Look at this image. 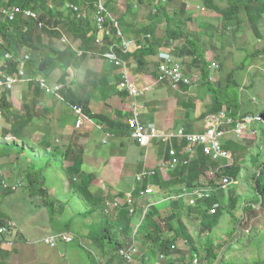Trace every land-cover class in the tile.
<instances>
[{"label": "rangeland", "instance_id": "rangeland-1", "mask_svg": "<svg viewBox=\"0 0 264 264\" xmlns=\"http://www.w3.org/2000/svg\"><path fill=\"white\" fill-rule=\"evenodd\" d=\"M2 1L7 2L8 0ZM64 1L48 0L53 16L49 17V20H47V17L45 19L50 22V26L56 24L61 27L64 24V28L67 26V19L71 16V13L68 12V8L66 9ZM91 1L97 2V0H80L83 3L79 4L82 11L88 15H90L88 5ZM104 1L107 3L106 6L112 15L119 20L126 35L134 36L137 44L141 35L147 38V35L151 34L153 37L162 39L166 34L168 35L170 27L177 28V24L181 26V36L171 38V43L165 47L170 52L173 51V55L185 65V71L189 78H192L196 72H200V80L186 85L191 87L190 89L184 90L182 87L177 90L178 93L192 90L194 96L196 94L206 100L207 107L214 106L209 112L216 113L221 108L215 107L216 100L212 87H216L218 82L226 83L228 76L231 74L232 79L238 83L236 90L241 103L246 104L244 109H257L256 111H259L258 115L263 114L264 21L261 23V27L259 24L261 36H257L247 20L236 31L233 30L234 27L225 30L222 27L221 15L215 11L205 9V0H162L161 2L167 8V12L174 16L172 24L168 23L163 12L158 11V0H144L142 3L140 0ZM215 1L222 6L229 5V0ZM128 3L133 5L132 11L128 9ZM37 11L42 13L41 9ZM59 12L63 13L62 17H60ZM45 16L49 15L45 14ZM262 19L264 20V17ZM66 34L68 35V33ZM45 38L46 43L50 41L48 37ZM190 39L195 40V47L193 48L195 52L202 51L200 45L203 46L204 62L215 61L219 64L217 73L210 77L211 80L203 78L202 67L194 66L192 63L193 56L185 54L186 41ZM163 50L169 52L167 49ZM25 54L30 55L27 49L21 53L20 58H24ZM96 58L98 59V56ZM154 59L156 60V58ZM155 60L150 57L148 64L152 63L155 66ZM60 73H57V78ZM27 76L29 75L27 74ZM54 80L56 81V79ZM9 93L11 92L4 93L5 101L2 106L5 109V118L0 121V178L2 180L0 186V216H6V219L4 218L6 221L11 219L16 222L18 228L23 231L28 239L27 244L34 248L38 262L47 260L50 264H120L121 256L118 254V249L114 247V241L115 239L123 240V246L127 248L130 246H128L127 239L129 237L133 239V243L135 241L138 245V250L134 256V264H193L195 256L199 259L198 264H264V204L259 198L255 197L253 180V174L259 170L258 164L260 161L245 164L240 178L230 180L228 186L225 189H220L221 191H219L218 183L224 177L222 176L215 181L216 184L213 187L218 188L215 192L218 191L219 201L214 204H218V211L213 215L214 217L209 216L210 218H208V214L202 207L189 205L187 201L189 197L182 196L181 214L177 213V216L174 215L173 220L170 221V217L175 211L172 201L177 198V196L173 197L172 195H175L174 190L176 188L180 189L182 187L174 182L179 169L159 171L163 184L162 186L161 184L155 186V194L146 198H139V195H135L137 211L131 217L130 230L126 233L124 227H122L125 226L126 221L121 217L119 224L118 219L120 216L118 217L114 213L119 207L106 208V204L108 200H113L119 196L120 192H124L126 188L129 189L135 184L134 177L137 173L134 171L137 166V159L132 154L137 153L140 155L143 152L141 145L132 142V148L130 147V150L126 148L124 163L126 169L131 170L129 176L130 179L133 177V181L131 180L132 184L129 187L124 184L122 189H119L115 185H109L107 173L112 180H114L113 176L121 175V169L119 168L122 165V156L119 157L116 154L117 151L113 150L114 140L106 134L96 132L95 139L92 140L93 145L89 149L92 154L86 156L84 172L85 174L90 172L95 174L94 190L97 194L104 195L106 202L105 206L98 208L97 213L79 218L77 215L80 211L87 212L91 206L87 201H81L78 193L73 189L69 173L66 170V167L71 164V160H63L64 156L55 152L54 143L46 136H40L42 134L40 129H36L35 131L38 130V132L34 134L29 132L28 129L26 133L27 141L23 138L7 136L12 122L18 118V115L24 113V100L21 101L19 108H15V105L13 106L8 100ZM206 106L204 109L207 108ZM247 117L244 122L233 121L232 119L230 123L222 126L221 130L225 131L222 139H232L244 144L247 147L246 150L254 155L258 154V158L263 160V128L255 120L254 115ZM204 128V116L199 113L194 121L193 128L189 131H201ZM104 139L107 140L106 143ZM12 142H16L20 147H9ZM127 144L130 146L129 142ZM70 151L75 152L74 149H70ZM114 154L117 156V163L112 164V167L114 165V167L119 168L107 172V165L109 167L110 163H113L111 160ZM181 154V159L189 157L184 152ZM229 154L230 157L226 162L230 164L233 162V157L231 151ZM39 162L46 169L47 173L44 175L45 179L48 178V180L42 182L40 177L43 173L40 172V177L34 176L36 183L32 187L28 177V172H32V170L26 168H30L34 163ZM36 167L39 168V166ZM23 169H25V173L20 175ZM76 182L79 183L80 180ZM42 186L46 188L44 194H41L40 191ZM189 190V188L186 189V191ZM71 193L73 199L69 202ZM49 200L54 202L52 211L49 210L46 204ZM150 205L158 209L156 221L162 228L159 236L156 235L157 239L160 240L162 237L173 240L174 234L166 225V221L174 227H177L179 222L183 221L187 225L192 240L186 242L184 238H178L172 244V246H175L166 252L161 251L153 240L146 235L137 234V225L143 219L139 220V216L146 208H150ZM220 207H223L222 211ZM71 217L74 218V223L71 225L72 228H75V231L72 232L75 235L74 240L72 242L59 240L57 246L54 247L45 243L44 240L48 236L57 234L60 231L71 232L66 228V223ZM100 218H103L108 227H112L113 233L116 232V235H113L114 241L108 245L104 253L89 246L90 241L87 238L88 225L93 221H99ZM132 221H134L133 224ZM257 227L262 228V231L260 230L258 234H256ZM239 239H241L240 242H238ZM208 243L212 244L213 253L217 254L218 258L208 257L206 251Z\"/></svg>", "mask_w": 264, "mask_h": 264}, {"label": "trees", "instance_id": "trees-1", "mask_svg": "<svg viewBox=\"0 0 264 264\" xmlns=\"http://www.w3.org/2000/svg\"><path fill=\"white\" fill-rule=\"evenodd\" d=\"M71 1H74L75 3L78 4L83 3L80 2V0H71ZM161 1L162 0H158L157 3L158 11L160 10L161 13L163 12L168 23L172 24L174 16H172L173 14H169L167 12V8L163 5ZM2 2L8 5L18 4L22 7L29 6L34 10L41 9L42 13H39L40 16L39 19H33V18L26 19L21 15H19L13 21L3 19V16L0 14V21L3 19L0 22V59H2L4 55L8 52H12L16 56L20 57L21 53L25 49H27L28 52L30 53L29 55L30 59L27 61L25 68L29 76L31 77L37 75L50 76L54 69L61 68L63 70L61 79L64 80L67 76V70L72 65L77 64V59L79 57L78 56L79 54H78V50L74 49L71 45H65L64 48H58L57 46H54V44L51 41L47 43L44 41L45 37H48L50 40L62 39L64 37V36L62 37V32L58 28H56L58 24L52 27L49 24L50 22H46L53 16V11H51V7L49 6L48 0H8L7 2L6 1H2ZM140 2L142 3L144 2V0H140ZM95 4L96 3L91 1L90 4L88 5V10L90 15H88L86 12L84 14V12L80 7L79 15L73 12V14L71 13V16H69L67 19L72 28L70 32L73 34L74 38H79L81 40L80 50L82 51V55L80 57H84L86 53L93 51L98 52L101 56V54L107 51V45L101 47L97 43L98 36L102 34L96 27L95 23L93 22V19L91 18V14L95 9ZM204 6L205 9L207 8L221 15L222 27H224L225 30L234 27L233 30L236 31V29H239L242 26V24L247 20L252 30L254 31L255 35L261 36V30L259 24L262 18L264 17V0H229V5L227 6H222L218 4L215 0H205ZM128 9L132 11L133 5L128 3ZM45 14L49 16H45ZM59 15L60 17H62L63 13L59 12ZM83 15H85L86 17H82ZM93 15L95 19V13L92 14V16ZM46 17L47 20L45 19ZM40 22H44L43 26H40ZM180 30H181V26H179V24H177V28L170 27V29L168 30V35L166 34L162 39L153 37L152 35L150 37L145 38L144 35H141L140 39L138 40V46L136 47V49L131 50L128 53L122 54L125 59L127 60L131 59L129 63L130 69H131L132 61L136 62L138 67L143 66L147 62L146 56L156 54L157 46L159 47L166 46V42L163 43V40L171 42V38L172 39L179 38L181 36ZM128 35L129 34H127V37H130ZM130 38H132V36ZM194 47H195V40L190 39L186 41L185 54L188 56L192 55L193 65L201 66L203 78L211 80L210 63L212 61L211 62L203 61L204 58L203 46L200 45L202 51H199L198 53L195 52V49H193ZM26 55L27 54H25L24 57ZM18 63L19 62H11V67H10L11 71H15L17 69ZM232 78L233 76L230 74L227 78L226 83L223 84L218 82L216 87H212V90H214L215 100H216L215 107L221 108L220 110L216 111V113L226 110V114L228 116L227 118L230 117L233 119V121H242V122L246 121V118H248L247 116L254 115L255 120L262 126L264 133V120H263L264 109L262 111L263 113L262 115H258L259 111L257 112L256 111L257 109H244L246 104L241 103L239 94L236 90L238 83L234 81ZM119 88L122 91V93H124V95H127V93L121 89L120 84H119ZM65 97L75 102V99H72L71 97L70 91L66 93ZM4 101L5 99L3 97V102ZM210 113H214V112H205L202 115L205 118L206 115ZM92 117H94V120H96L97 122L100 121L103 122L104 124H108L109 127H113L117 132L124 133L130 136L131 129L128 124L111 120L110 118L102 114L93 115ZM32 122H33V115L29 111L27 113L20 114L18 115V118L12 122L8 134H11L13 137L25 139V134L27 132V129ZM191 132H197V131H191ZM183 143L185 144V141H183ZM177 145H178L177 142H175V146L178 149V155L179 157H181L182 154L179 153V149H181L182 145L179 147H177ZM222 146L224 147V149H226L229 152L231 151L232 153L233 162H231L230 164L227 163L226 160H221V161L214 160L210 155L204 152V148L202 145H198L192 154L188 153L189 157L186 158L189 159L188 163H183L184 158L182 159L181 164H179V166L176 168L179 169V171L174 181L175 184H180L182 187L180 189L176 188L174 190L175 194L177 196L179 195L180 196L172 201L173 205L175 206V211L173 212V215H171L170 221L173 220L174 215L177 216V213L179 215L181 214L182 211L181 207L183 205L182 195L183 193H185L187 188L191 190L198 185L214 186L216 184L215 181L222 176L229 178L230 180H238L240 178L244 165L249 162L254 163L256 161L257 163L258 161H260V163L258 164L259 170L253 174V180L255 184L254 185L255 197L259 198L264 204V155H263V160H260V158H258V154L254 155L249 150H246L247 147L244 146V144L236 142L232 139H222ZM9 147L19 148L20 146L16 142H12L9 145ZM67 151L68 152L63 158V160L67 159L69 153H71L70 150ZM44 152L46 153L45 150ZM166 157L169 158L170 154L168 153ZM71 161L72 164L67 166L66 170L69 173L71 183L73 185V189L75 192L78 193L81 201L84 202L87 201L91 206V208L87 212L80 211V213L77 216L79 218H82L86 215L91 216L94 213L98 212L99 207L101 206L103 207V205L105 206L106 197L101 194H97V193L95 194L93 189V181L95 179V176L93 174L90 173L87 175V177L82 175V166H83L82 160L75 159ZM41 165L42 164H40L39 162L37 164L34 163L30 168H26L32 170V172H28L30 185H32V187H34L36 183L34 176L35 175L39 176L40 172L43 173L42 177L39 176L41 181L44 182L45 180H48V178L45 179V175H44L47 173V171ZM36 166H39V168H37ZM212 168H218V169H215L216 170L215 173L213 175H210L209 169ZM24 170L25 169L21 170L22 172L20 175H23L25 173ZM78 180H80L79 183L76 182ZM1 183L2 180L0 178V186ZM148 183L153 184L155 186L161 184L162 186L163 183L159 171H157L154 177L146 179L145 184ZM45 190L46 188L42 186L40 188L41 194H44ZM219 191L221 190L219 189ZM136 195H139V191L136 192ZM72 199H73V194L71 193L69 202H71ZM217 201H219L218 191L215 192V194L211 198L200 200L196 206H199L200 208L202 207L208 214L207 215L208 218H210V217H214L213 215H215L218 211L217 208V211L215 213L210 214L209 212L212 205ZM46 204L50 211L54 209V202L52 200L51 201L49 200ZM220 210L222 211L223 207L222 208L220 207ZM114 213H116L118 217L120 216L118 219L119 224L121 217H123L124 221H126L125 226L122 227H124V230L127 233L130 230L131 217L134 215H130L125 205L118 208ZM157 213H158V209L155 206L150 205V208H148L144 218L142 219V214L139 216V220L142 219V222H140V225L136 233L142 234L143 236L146 235L148 238L153 240L154 244H156L159 247V249H161V251H166V252H168L172 248L173 242L176 241L178 238H184L186 242L192 240V236L188 231L187 225L183 221L179 222L177 227L170 225L169 222L167 223L166 221V225H168V228L174 234L173 240L170 238L165 239L162 237L160 240L157 239L156 235L158 234L159 236V234L162 232V228L160 227L159 223L156 221ZM4 220L5 219L1 217L0 224H4L5 223ZM133 222L134 221H132V224ZM73 223H74L73 217H71L70 220L66 223L67 225L66 228L71 232L75 231V228H72L71 226ZM88 227H89V232L87 233V238L90 241L89 246H92L93 248H96L97 251L99 250L100 252L104 253L107 250L108 245L111 244L112 241H114L113 235H116V232L113 233L114 230L112 229V227H108V225L105 224L103 218H100L99 221L97 222L95 221L91 222L88 225ZM257 228L258 230L256 229V234H258V232H260V230L262 229L259 227ZM78 232L80 231L78 230ZM127 239L129 246L131 245V243H133V239L129 237H127ZM240 240L241 239H239L238 242H240ZM123 245H124L123 240L115 239L114 247L118 249L119 253L121 249L125 248ZM206 251L208 257L214 256L215 258H218V255L213 253L211 243L207 244ZM0 264H4V263L0 262Z\"/></svg>", "mask_w": 264, "mask_h": 264}, {"label": "crops", "instance_id": "crops-1", "mask_svg": "<svg viewBox=\"0 0 264 264\" xmlns=\"http://www.w3.org/2000/svg\"><path fill=\"white\" fill-rule=\"evenodd\" d=\"M64 2L66 4V0ZM95 10H97L96 4L92 14L95 13ZM68 12L73 14V11L69 9ZM82 17L86 16L83 15ZM92 19L95 23L94 15L92 16ZM263 21L264 20L262 19L260 27ZM56 28L62 32V37L64 36L68 43H63L61 41L62 39H52L50 41L58 48H64L65 45H71L74 49L78 50L79 57L77 59V64L72 65L67 70V76L64 80L61 79L63 70L61 68H56L50 76L37 75L33 76L31 80L17 83L12 90H5L1 93L2 103H4V93L8 91L11 92L9 93L8 100L13 106L15 105V108H19L21 101L24 100V113L29 111L33 115V122L28 127L29 130H27L34 134L40 129L42 131L40 136H46L52 143H54L55 152L58 155L65 157L68 152L67 150L74 149L75 152L71 151L67 159L82 160V175L85 177L90 173L95 176L92 172L88 174H85L84 172L86 156L92 154V151H89L93 145L92 140L95 139L96 132L106 134V136L114 140L113 150L117 151L116 154L119 155V157L122 156V159L120 158L122 161L120 168L117 166L114 167V165L112 167V164L117 163V156L115 154L112 156L111 160L113 163H110L111 165L109 167L107 165V172L115 171V168L121 169V175L118 174V178L113 176L115 181L112 180L107 173V176L109 177V185H115V187L119 189H122V185L124 184L129 187L132 184L131 180L133 181V177L130 179L129 172H131V170L129 169L130 171H128L125 167V150L126 148L130 150L132 148L131 143L137 142L131 138V136L119 133L113 127H109L108 124H104L100 121L97 122L94 120V117H92L93 115L102 114L111 120L128 124L127 120L131 113L130 99L128 93L125 91L127 95H124L119 88V71L114 65L103 60V54L100 56L98 52H88L84 57H80L82 55V51L80 50L81 40L79 38H74L73 34L70 32L72 28L68 20L65 28L64 24L62 27L57 25ZM66 33H68L69 36ZM100 37L102 38V35L98 36V38ZM147 37L150 36L147 35ZM132 38H134V36ZM45 39L44 41L46 42ZM108 41L109 39L106 40V43ZM164 42H166V45L171 43L163 40V43ZM98 45L102 47L101 44ZM137 46L138 44H136L134 49H136ZM163 49L169 50L165 46H157L156 54L146 56L147 62L143 66L138 67L137 63L134 61L131 63V74L135 82L140 88L148 87V91H146L141 97V101L144 102L145 106L141 115V120L147 124H156L162 132L179 128H184L189 131L193 128L194 121L199 113L202 115L205 112H209L214 106L207 107L206 105H208V103L206 100L199 95L195 94L194 96L192 90L190 92L182 91L180 93L183 94H180L177 90H174L167 81H157L156 76L160 64V54L162 52H167ZM169 53L174 54V52H170V50ZM97 56L98 59L96 58ZM150 57L153 60L156 58L157 61L155 60V66H153L152 63L148 64ZM26 64L27 62L24 64V67ZM58 72L61 73L57 78ZM41 78H45L49 85H54L55 82L63 83L64 88L61 90V94L65 97L66 93L70 91L71 97L72 99H75V102L66 97L65 100H62L57 96L50 95L40 84L39 79ZM53 79H56V81H53ZM188 88L190 89L191 87H183L184 90ZM74 106H81L84 109V112L93 118L94 122L85 121L81 127H77L76 122L78 115L74 111ZM205 106L207 107L206 109H204ZM36 129L38 130L35 131ZM7 136L12 137L10 134H7ZM26 137L25 134V140L27 141ZM104 142L106 143L107 140L104 139ZM127 142L130 143V146H128ZM177 144V147L181 146L179 142ZM141 147L143 148V152L140 153V155L137 153H135L136 155L134 153L132 154V156H136L137 159V166L134 171L137 174L145 168H157L163 159H168L166 157L169 153V146L167 144H158L155 142L154 144ZM182 152L183 146L179 149V153L181 154ZM136 185L135 181V184L129 189ZM94 188L95 185L93 183V189ZM129 189L126 188L125 191ZM125 191L120 192L118 195L124 197ZM96 193L97 192H95V194ZM107 207L106 204V208ZM5 217L6 216H3V218ZM4 221L7 222L6 220ZM10 237L15 240V244L12 248H0V262L4 264H50L47 260H44L45 262H38V257L36 256L34 248L31 247L30 244H27L29 241L23 231L18 228V225L17 229L11 232Z\"/></svg>", "mask_w": 264, "mask_h": 264}, {"label": "built area", "instance_id": "built-area-1", "mask_svg": "<svg viewBox=\"0 0 264 264\" xmlns=\"http://www.w3.org/2000/svg\"><path fill=\"white\" fill-rule=\"evenodd\" d=\"M66 7L79 15L80 5L70 0H66ZM95 13V25L102 34V38H98V44L102 46L107 45V51L103 53V59L108 63L115 65L118 68L120 75V87L126 91L130 99V111L127 123L131 129V137L141 146L154 144H167L169 146L170 157L166 160L163 159L157 168H145L135 177L136 186L127 190L124 197L117 196L113 200L107 201V206L110 208H120L125 205L130 215L136 214V192L139 191V198H146L155 194V185L145 184L147 178L153 177L157 171H169L176 169L181 164L182 159L178 155V149L175 146V142H179L183 146V152L186 154H192L198 145H202L204 152L210 155L214 160H228L230 157L229 151L222 146V138L225 131L221 130L224 124H228L232 121V118H227L226 110L218 113H210L205 118L204 131L190 132L184 128L174 129L171 131H160L156 124H147L141 120V115L144 109V102L141 101V97L148 90V87L140 88L132 77L130 69V60L123 57V53H128L133 50L137 44L135 38L127 37L122 31L117 19L111 14L104 0H98L96 2ZM0 14L3 19L9 21L15 20L19 15L26 19H39V12L32 9L29 6L22 7L18 4L5 5L0 0ZM2 19V20H3ZM43 23L40 22V26ZM115 28V31L113 30ZM150 36V35H148ZM109 41L106 43V40ZM63 43H68L65 37L61 40ZM30 59L29 55L24 58L16 56L12 52H8L1 59L0 65V121L4 119L5 109L2 106L1 93L5 90H12L17 83L31 80L32 77L27 76L24 64ZM160 64L157 71V81H167L169 85L175 89L180 90L186 85L193 84L200 80V72H196L192 78H189L186 74L185 67L176 57L169 52H162L160 54ZM11 62H21V66L17 67L15 71H11ZM212 69L211 77L216 74L219 64L213 61L210 65ZM40 84L45 88L46 92L50 95L57 96L58 98L65 100L61 90L64 88V84L55 83L49 85L45 79H39ZM74 111L78 115L76 125L81 127L85 121L94 122L93 118L84 112L81 106H74ZM185 141V144L183 143ZM189 159L184 158L183 163H188ZM215 169H209V174L213 175ZM230 182L229 178L224 177L219 182V189H225ZM217 188V189H218ZM213 186L198 185L195 188L186 191L182 196L189 197L188 204L196 206L200 200L211 198L215 194ZM177 195L173 196L176 197ZM180 196V195H179ZM177 196V197H179ZM218 204L212 205L209 212L210 214L217 211ZM146 208L142 212V218H144ZM1 218V216H0ZM138 223L137 227H139ZM17 229V224L14 220H9L4 224H0V248H12L15 244V240L10 237L11 232ZM74 236L70 232H58L45 238V243L54 247L57 246L59 240L66 242L73 241ZM175 246V245H173ZM172 246V247H173ZM138 250V245L134 241L132 245L120 250V256L122 259L121 264H134L135 252ZM198 257H194L193 264H198Z\"/></svg>", "mask_w": 264, "mask_h": 264}, {"label": "bare ground", "instance_id": "bare-ground-1", "mask_svg": "<svg viewBox=\"0 0 264 264\" xmlns=\"http://www.w3.org/2000/svg\"><path fill=\"white\" fill-rule=\"evenodd\" d=\"M98 1V0H97ZM104 4L106 5V2L104 1ZM107 7V6H106ZM108 8V7H107ZM96 9H97V7H96ZM70 10V9H69ZM109 10V9H108ZM72 11V10H71ZM96 13V12H95ZM112 14V13H111ZM117 19V18H116ZM117 21H118V23H119V25H120V22H119V20L117 19ZM43 23V22H42ZM44 24V23H43ZM43 26V25H42ZM120 27H121V29H122V31H123V28H122V26L120 25ZM113 30L115 31V28H113ZM124 32V31H123ZM125 34V33H124ZM151 36V35H150ZM173 55V54H172ZM174 56V55H173ZM175 57V56H174ZM29 58H30V56H29ZM161 61V60H160ZM21 65V62H19L18 63V66L17 67H19ZM26 70V69H25ZM217 73V72H216ZM41 79H45V78H41ZM46 80V79H45ZM148 179V178H147ZM129 212V211H128ZM72 242V241H71Z\"/></svg>", "mask_w": 264, "mask_h": 264}]
</instances>
